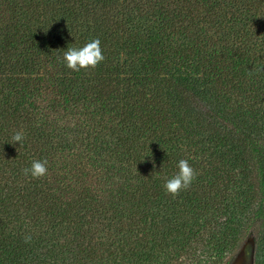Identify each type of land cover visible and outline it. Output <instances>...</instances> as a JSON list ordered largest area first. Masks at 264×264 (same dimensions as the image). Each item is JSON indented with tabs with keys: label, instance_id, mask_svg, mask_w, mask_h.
I'll return each mask as SVG.
<instances>
[{
	"label": "trees",
	"instance_id": "trees-1",
	"mask_svg": "<svg viewBox=\"0 0 264 264\" xmlns=\"http://www.w3.org/2000/svg\"><path fill=\"white\" fill-rule=\"evenodd\" d=\"M261 66L264 0H0V264H264Z\"/></svg>",
	"mask_w": 264,
	"mask_h": 264
},
{
	"label": "clouds",
	"instance_id": "clouds-1",
	"mask_svg": "<svg viewBox=\"0 0 264 264\" xmlns=\"http://www.w3.org/2000/svg\"><path fill=\"white\" fill-rule=\"evenodd\" d=\"M100 43V40L95 38L85 43L82 47H68L62 56L57 57V60L73 72H79L82 69H95L105 59ZM257 70L264 71V66H261ZM252 74L251 71L248 72L249 76ZM24 139L25 134L22 131H17L12 135L9 143L22 144ZM47 165V159L33 160L30 167H25L21 171L26 177L30 176L32 179H42L48 174ZM177 168L178 171L175 175L167 179L163 185L165 193L171 195L173 198L178 196L181 191L190 188L197 176V172L187 159L179 160ZM23 239L26 244H30L32 242V234H25Z\"/></svg>",
	"mask_w": 264,
	"mask_h": 264
},
{
	"label": "rangeland",
	"instance_id": "rangeland-1",
	"mask_svg": "<svg viewBox=\"0 0 264 264\" xmlns=\"http://www.w3.org/2000/svg\"><path fill=\"white\" fill-rule=\"evenodd\" d=\"M244 246L248 247V246H251V245L250 244H245ZM243 250L240 252V254L238 255L237 259L234 261L233 264H252V263H250L251 261L248 260L247 257L245 256V253L243 252Z\"/></svg>",
	"mask_w": 264,
	"mask_h": 264
},
{
	"label": "water",
	"instance_id": "water-1",
	"mask_svg": "<svg viewBox=\"0 0 264 264\" xmlns=\"http://www.w3.org/2000/svg\"><path fill=\"white\" fill-rule=\"evenodd\" d=\"M245 253H246L247 256H249V254H250V249H249V247H246V248H245Z\"/></svg>",
	"mask_w": 264,
	"mask_h": 264
}]
</instances>
